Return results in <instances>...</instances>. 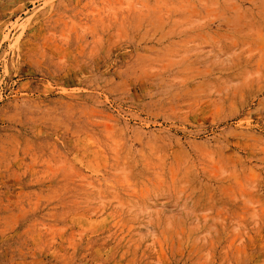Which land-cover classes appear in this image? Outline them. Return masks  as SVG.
Listing matches in <instances>:
<instances>
[{"label": "rangeland", "instance_id": "1", "mask_svg": "<svg viewBox=\"0 0 264 264\" xmlns=\"http://www.w3.org/2000/svg\"><path fill=\"white\" fill-rule=\"evenodd\" d=\"M0 264H264V0H0Z\"/></svg>", "mask_w": 264, "mask_h": 264}]
</instances>
